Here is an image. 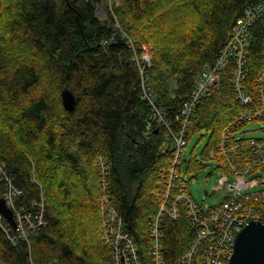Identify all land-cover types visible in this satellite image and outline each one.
Masks as SVG:
<instances>
[{
  "label": "trees",
  "instance_id": "trees-1",
  "mask_svg": "<svg viewBox=\"0 0 264 264\" xmlns=\"http://www.w3.org/2000/svg\"><path fill=\"white\" fill-rule=\"evenodd\" d=\"M115 1V17L110 13L103 20L98 0H0V162L21 192L17 209L35 215V202H45L44 221L29 231L28 240L13 242L0 227V264H115L102 235L101 156L107 163L106 192L124 228L143 264H156L151 228L162 201L161 170L170 166L172 150H163L165 126L145 131L151 107L141 95L134 48L115 22L138 52L143 43L153 46L147 73L158 106L174 125L227 33L247 8L264 0ZM249 42L245 83L255 96L264 63V14L250 28ZM236 69L232 60L219 90L195 110L188 144L196 133L208 141L203 158H184L189 173L202 169L222 128L242 109L231 84ZM65 88L75 95L74 111L63 104ZM182 181L188 183L181 169L173 191ZM5 190L0 179V198ZM196 234L185 212L165 218L164 264H180Z\"/></svg>",
  "mask_w": 264,
  "mask_h": 264
},
{
  "label": "built area",
  "instance_id": "built-area-1",
  "mask_svg": "<svg viewBox=\"0 0 264 264\" xmlns=\"http://www.w3.org/2000/svg\"><path fill=\"white\" fill-rule=\"evenodd\" d=\"M112 4L110 0L111 8H113ZM263 14L264 1L250 6L227 33L225 45L219 56L214 62L205 65L191 93V100L188 98L191 102L189 110L187 103H184L179 114L183 118V124L180 127L176 124L172 125L166 113L157 104L158 94L152 89L150 76L147 73V68L152 65L150 47L143 43L138 52L127 33L119 29L118 21L115 22L117 32L121 33L130 47L134 48V60L140 68L141 95L151 107L146 129L151 131L156 126H165L172 141L173 159L169 167L161 170L164 186L160 189L158 197L161 196L162 210L151 228L156 264H164L160 251L162 250V227L167 217L177 219L185 212L197 227L196 237L182 255L180 264H229L237 234L251 222L264 224V142L255 137L240 135L244 132L241 128L247 125L246 121L264 120V111L258 112L257 114H260L255 118L251 117L250 115L254 114H249V112L241 115L240 119L230 128L231 137H226L227 134H225L222 141L217 144L216 150L210 154L217 160L216 167L221 168L218 182L212 189L215 194L221 193L224 198L221 202L211 206L199 204L187 191L186 181L180 182L178 190L173 191L176 179L181 176L188 145L186 136L195 124V110L198 104L208 94L209 87H219L220 76L216 72L217 68L227 66L234 60L237 63L236 74L241 75V79L246 77L247 49L250 45L248 31ZM237 100L241 103H252V99L249 100L244 93L241 97L238 96ZM220 150L224 155L215 158L213 153ZM98 164L103 183L100 201L101 212L105 217L102 228L104 242L112 247L115 264H143L138 244L131 233L124 228V218L106 192V160L99 157ZM0 179L5 183L4 198L13 210L16 220V234L12 233L13 225L2 214H0V227L13 242L20 239L28 240L29 231L39 229L44 221V199L35 202L38 206L35 215L31 212H23L15 205L16 197L21 192L15 186L6 165L1 162Z\"/></svg>",
  "mask_w": 264,
  "mask_h": 264
},
{
  "label": "rangeland",
  "instance_id": "rangeland-1",
  "mask_svg": "<svg viewBox=\"0 0 264 264\" xmlns=\"http://www.w3.org/2000/svg\"><path fill=\"white\" fill-rule=\"evenodd\" d=\"M111 1L113 3L118 4L117 3L118 1H115V0H111ZM108 4H110V0H98V3H97V15L99 18H101L103 20H106L107 18H109L110 13L115 17V11L113 10V8L108 6ZM117 24H119V23L117 22ZM119 27H120L119 29H122V31L125 32V29L122 28L120 26V24H119ZM144 44H147V43H144ZM147 45L150 47L151 62H152L153 61V56H152L153 46L151 44H147ZM202 71L199 74H201ZM262 73L264 74V63L260 69L259 74H262ZM262 79H264V75H262ZM258 83H263V80L258 79ZM152 89H154L153 86H152ZM154 91L158 94V92L155 89H154ZM235 99H237V96H235ZM239 104H240L241 108H245V109H241L239 115H237V117L238 116L239 117L238 118L236 117L233 120V122L230 121L229 123H227L222 128L220 139H219L218 143H220V141H222L223 136L225 134H227L226 137H231L230 133H232V130H230V128L233 126L234 122H236L237 120L240 119V116H241L240 114H245V112H247V111L249 112V114H257L258 112H260L259 110L264 109V103L259 105V107H254V108H253L252 103L248 104V103L239 102ZM245 123L247 125H245L244 127L242 126L241 131H244V132L242 134H240L241 136L245 135V136H249V137H256V138H260L264 141V120L254 119L253 121H246ZM201 134L202 133H196L195 135H193L192 139L190 140V142L186 148V152H185L186 158H189L191 156V154L196 156L197 159L203 158L202 151H203V149H204V147L208 141V137L204 136V137H202V139H200ZM168 142H169L168 145H164V143H163V150H165V151L168 149H171V147H172L169 140H168ZM215 150H213V151H215ZM213 155L216 156L215 158H220L224 154L222 153V150H220L218 152L213 153ZM101 157H103V156H101ZM216 162H217V160L212 158V157L205 158L204 159V166L202 167V169L198 173L195 170L192 171L193 173H191V172L189 173V170H190L189 164L186 162H184L183 167H182L183 177L188 181L187 191L191 194V196L199 204H202L205 206H211V205L217 204L224 199L223 196L221 195V193H217V194H213V195L206 194L207 193L206 191L211 192V190L213 189L215 184L218 182V177L221 174V168L216 167ZM106 165H107V163H106Z\"/></svg>",
  "mask_w": 264,
  "mask_h": 264
},
{
  "label": "water",
  "instance_id": "water-1",
  "mask_svg": "<svg viewBox=\"0 0 264 264\" xmlns=\"http://www.w3.org/2000/svg\"><path fill=\"white\" fill-rule=\"evenodd\" d=\"M75 100V95L70 89H63L62 101L66 109L74 111ZM0 214L16 228L13 210L8 206L4 197L0 198ZM229 264H264L263 223L251 222L237 234Z\"/></svg>",
  "mask_w": 264,
  "mask_h": 264
},
{
  "label": "bare ground",
  "instance_id": "bare-ground-1",
  "mask_svg": "<svg viewBox=\"0 0 264 264\" xmlns=\"http://www.w3.org/2000/svg\"><path fill=\"white\" fill-rule=\"evenodd\" d=\"M255 25V24H254ZM251 28V27H250ZM248 33H250V30L248 31ZM232 62V61H231ZM230 62V63H231ZM230 63L226 66H221V67H219V68H217L216 69V72L219 74V76H220V80H219V82H218V86H220L221 85V82H222V79H223V73H224V71L225 70H227V68H228V66L230 65ZM262 75H263V73L262 74H259V76H258V78H257V81H258V79H261V80H263V83H257V91H256V94H255V96L253 95V92L248 88V86L246 85V83H245V80H246V77H242V79H241V75L240 76H238V74H236V71H235V74H234V76H233V78H232V80H231V84H232V86L234 87L233 88V90H234V94H235V96H242V93H244L245 95H246V97L250 100V99H252V104H253V108L254 107H259V105H261V104H263L264 103V79H262ZM200 79V74L197 76V78H196V82H195V85L197 84V81ZM195 85H194V88H195ZM193 88V89H194ZM219 87H209V90L207 91V93L208 94H206L203 98H206V97H208V96H211L212 94H214V92H216L217 90H219L218 89ZM193 89H192V91H193ZM192 91H191V93H192ZM190 96H191V94H190ZM190 96H189V99H190ZM189 99H187L186 101H185V103H187L186 104V106H187V108H188V110H189V104H191V102H189ZM191 100V99H190ZM161 109V108H160ZM242 109H245V108H242ZM162 110V109H161ZM259 111H264V109L263 110H259ZM248 112V111H247ZM244 113V112H243ZM246 113V112H245ZM260 114V113H259ZM259 114H254V115H250L251 117H253V118H255V117H257ZM240 115H243V114H240ZM195 119V118H194ZM174 123L177 125V126H182V124H183V118L182 117H180V116H177V118H176V120L174 121ZM194 127V126H193ZM192 127V128H193ZM192 128L191 129H189V132H188V135H189V133H190V131L192 130ZM146 131V133H149V132H151V131H147V129L145 130ZM188 135L186 136V139H187V141H188ZM223 136V135H222ZM166 139H165V141L163 142L164 143V145H168L169 144V142H168V140L170 141V142H172L170 139V137L168 136V130L166 131ZM171 156H172V153H171ZM172 159H173V156H172ZM172 161V160H171ZM162 188V186L159 188V192L158 193H160V189ZM174 198H175V196H174ZM162 210V204H160V208H159V210H158V213H157V215H159L160 214V211Z\"/></svg>",
  "mask_w": 264,
  "mask_h": 264
}]
</instances>
